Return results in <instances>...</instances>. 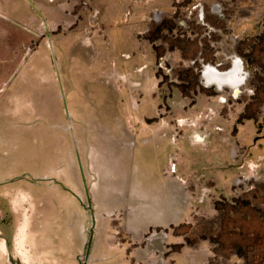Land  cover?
<instances>
[{"label": "rangeland", "instance_id": "rangeland-1", "mask_svg": "<svg viewBox=\"0 0 264 264\" xmlns=\"http://www.w3.org/2000/svg\"><path fill=\"white\" fill-rule=\"evenodd\" d=\"M0 36L41 53L0 69V178L44 264H264V0H0Z\"/></svg>", "mask_w": 264, "mask_h": 264}, {"label": "crops", "instance_id": "crops-1", "mask_svg": "<svg viewBox=\"0 0 264 264\" xmlns=\"http://www.w3.org/2000/svg\"><path fill=\"white\" fill-rule=\"evenodd\" d=\"M6 37L10 38L8 39L9 42L14 38L10 34L6 35ZM40 54L35 49L22 57L17 56L14 59L9 57L8 60L2 58L0 59V69L6 66H9V69L40 68L38 67L41 64ZM16 88L20 89L18 85H16ZM2 91H0V94L3 93ZM6 97V94H3L0 101L5 102ZM8 183V181L0 178V264H44L43 250L41 246H38L37 240L34 238L32 227V218L36 217L38 210L21 208V206H25L26 201L24 195L26 190L25 183L20 181L13 191L12 188L8 187ZM72 202H74L73 198ZM58 259L52 258L51 262L47 264H75L73 260L68 258L65 262H59ZM129 261L128 258L117 256L104 259L96 257L91 258L87 264H130Z\"/></svg>", "mask_w": 264, "mask_h": 264}, {"label": "bare ground", "instance_id": "bare-ground-1", "mask_svg": "<svg viewBox=\"0 0 264 264\" xmlns=\"http://www.w3.org/2000/svg\"><path fill=\"white\" fill-rule=\"evenodd\" d=\"M241 70L242 68H241L240 60L235 59L233 63V68L229 72L228 71L221 72L211 66H206L203 72L205 73L207 84L213 81L215 82V84H217L218 87H221L223 82L226 83L228 82V84L233 88L234 92H236L238 90L239 85L244 81V76L240 75ZM183 123H184L183 119H180L179 125H183ZM192 140L195 141V143H201L203 142L204 139L202 138L201 135L195 132V134L192 136Z\"/></svg>", "mask_w": 264, "mask_h": 264}]
</instances>
